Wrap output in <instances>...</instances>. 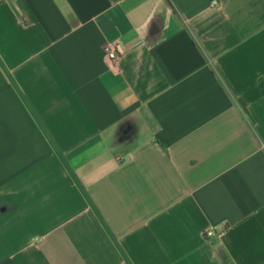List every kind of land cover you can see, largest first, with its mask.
<instances>
[{"label": "crops", "instance_id": "crops-1", "mask_svg": "<svg viewBox=\"0 0 264 264\" xmlns=\"http://www.w3.org/2000/svg\"><path fill=\"white\" fill-rule=\"evenodd\" d=\"M0 264H264V0H0Z\"/></svg>", "mask_w": 264, "mask_h": 264}, {"label": "built area", "instance_id": "built-area-1", "mask_svg": "<svg viewBox=\"0 0 264 264\" xmlns=\"http://www.w3.org/2000/svg\"><path fill=\"white\" fill-rule=\"evenodd\" d=\"M103 52L105 56L113 63H117L121 57V47L118 41L106 38ZM226 229V224L222 223L218 228H212L205 231L206 238L219 237L221 232Z\"/></svg>", "mask_w": 264, "mask_h": 264}, {"label": "water", "instance_id": "water-1", "mask_svg": "<svg viewBox=\"0 0 264 264\" xmlns=\"http://www.w3.org/2000/svg\"><path fill=\"white\" fill-rule=\"evenodd\" d=\"M243 105V104H242Z\"/></svg>", "mask_w": 264, "mask_h": 264}]
</instances>
